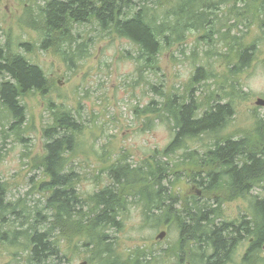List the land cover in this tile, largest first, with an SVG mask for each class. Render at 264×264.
Segmentation results:
<instances>
[{
  "label": "rangeland",
  "instance_id": "1",
  "mask_svg": "<svg viewBox=\"0 0 264 264\" xmlns=\"http://www.w3.org/2000/svg\"><path fill=\"white\" fill-rule=\"evenodd\" d=\"M42 3L41 0H0V41H9L14 51L39 65L53 82L45 98L38 93L24 97L26 123L19 132L11 129L12 118L0 105V180L7 185L9 200L26 205L18 206V212L25 216L14 223L18 230L23 222L27 227L34 209L43 204L44 194L38 188L43 174L34 162L45 152L44 130L53 121L48 109L50 102L72 109L83 124L78 136L79 147L70 165L81 177L78 188L86 198L113 184L111 169L118 163L133 168L147 162L155 166L156 155H162L174 133L171 123L159 121L157 113L142 114L149 106L161 108L162 98L151 86L162 85L160 90L167 94L182 96L191 90L192 77L202 68L204 76L192 92L201 104L200 114L205 112L208 100L215 99L219 104L232 102L233 117L216 138L203 136L190 142L186 149L157 159L168 165L167 171H160L164 180L161 185L167 187L168 200H171L166 205L175 206L173 214L186 206V202L194 201L197 190L193 185L207 176L185 162L189 158L187 154L196 152L198 157H203L212 148L214 139L240 140L243 134L255 133L258 121L264 120V106L257 105L258 101H264V28L260 24L263 17L251 13L239 20L232 15V2L219 6L214 10L217 18L210 17L214 25L185 29L184 40L164 48L157 69L153 70L140 67L134 61L137 49L130 41L108 34L99 40L97 26H77L75 32L82 40L90 37L95 42L89 43L85 58L70 70L61 56L40 48L43 36L28 23L31 17L39 22L37 7ZM233 37H238V41ZM234 42L240 44L239 49L255 46L249 66L241 70H237L235 49L238 46L232 47ZM24 44H30V49L26 50ZM153 101L157 103L152 104ZM155 182L151 180L149 186L154 187ZM196 186L202 189L200 203L204 204L205 190ZM261 194L259 189L251 192L252 196ZM249 196L246 200L220 202L217 215L224 222L240 220L244 214L252 216ZM126 208L119 216L121 227L105 230L111 247L98 245L97 239L87 235L56 236L62 257L59 264H105L103 260L113 259L116 264H177L173 258L177 251L195 248L194 244L181 240L180 224L171 219L175 215L170 209L158 211L156 215L154 211L147 217L143 206L129 203ZM5 218L4 223L0 216V233H11L15 217L7 213ZM214 224L215 220L209 227ZM162 233L163 240L157 241ZM5 237L6 240H0V264H28L32 245L22 235L7 234L0 238ZM106 250L113 252V257L106 255ZM258 254L264 256V251Z\"/></svg>",
  "mask_w": 264,
  "mask_h": 264
},
{
  "label": "trees",
  "instance_id": "2",
  "mask_svg": "<svg viewBox=\"0 0 264 264\" xmlns=\"http://www.w3.org/2000/svg\"><path fill=\"white\" fill-rule=\"evenodd\" d=\"M41 1L43 3L37 7L39 22L31 17L28 23L43 36L40 48L52 50L61 56L70 70L85 58L89 43L95 42L90 37L82 40L81 35L75 32L77 26H97L101 37L99 40L108 34L130 41L137 49L134 61L140 67L153 70L157 69L158 58L164 48H170L184 40L185 29H202L209 24L214 25L210 17L217 18L214 10L219 6L232 2V15L239 20L247 18L251 13L264 18V0ZM260 24L264 28V19H261ZM233 40L237 42L238 37H233ZM235 42L231 44L232 47L238 46L235 49L238 68L235 67L241 70L249 66L255 46L239 49L240 44ZM10 45L9 41H0V105L12 118L11 129L19 132L26 123V107L22 102L24 97L38 93L45 98L52 90L53 82L39 65L21 52L14 51ZM24 47L29 50L30 44H24ZM206 75L208 78L209 74ZM203 76L204 70L198 68L191 80V90L188 89L182 96L167 94L160 90L162 85L151 86L162 98L161 108L149 106L143 109L145 112L142 114L157 113L159 121L168 125L171 123L174 138L162 155H156L154 167L152 164L148 165V162L137 168L118 163L111 169L113 184L86 198L82 197L78 188L81 177L70 165L79 147L78 136L83 124L72 109L63 105L54 106L51 102L48 104L53 121L44 130V155L34 162L43 174V181L38 184V188L44 194V200L42 207L34 209V216L32 214V219L27 221L26 228L24 222L19 230L14 224L20 216L25 217L22 212H18V206L26 205L9 200L7 185L0 180L1 220L5 223L7 213L15 217L12 234H6L22 235L32 245L28 264H59L62 257L57 248L56 236L65 238L87 235L97 239L95 241L98 245L110 246L106 242L105 230L121 227L118 219L127 210L129 203L143 206L147 217L154 211L165 210L164 206H169L166 202L171 200H168L167 187L161 185L164 180L163 173H160L167 171L168 165L157 159L161 156L168 157L175 150L186 149L190 142L203 136L216 138L233 117L232 102L219 104L215 99L208 100L205 112L200 114L201 104L192 92ZM159 112L162 114L159 115ZM254 132L243 134L237 141L232 140V137L214 139L212 148L203 157H198L196 152L189 153L185 162H190L207 174L203 186L206 195L204 206H219L220 202L237 197L247 199L251 191L261 190V195L249 196L252 212L250 226L245 222L240 226L244 231L251 228L253 247H257L264 243V120L258 121ZM151 180L156 181L154 187L149 186ZM191 203H198V197L185 204L191 206ZM185 212L183 221H186L182 225L184 232L189 228L186 226L193 224L196 232L197 228L206 227L209 223L208 208L197 211L187 208ZM28 216L29 214L26 218ZM219 230L215 226L211 230L216 255L209 264H219L230 249L231 240H225L227 238H223ZM191 231L194 232L189 228L188 232ZM112 253L110 250L105 252L110 258L113 257ZM103 262L116 263L115 259Z\"/></svg>",
  "mask_w": 264,
  "mask_h": 264
},
{
  "label": "flooded vegetation",
  "instance_id": "3",
  "mask_svg": "<svg viewBox=\"0 0 264 264\" xmlns=\"http://www.w3.org/2000/svg\"><path fill=\"white\" fill-rule=\"evenodd\" d=\"M198 184L202 188L205 185V181H197ZM193 185V189L197 190V197H198V203L197 206H193L194 204L191 203V206H183L182 209L177 213L173 214V210L175 206H164L166 209H170L171 213L175 215L171 219L179 222L180 229H181V240L188 241L195 245V248L188 252L184 251H177L173 258L177 264H209L211 258H213L216 255V249L214 247V241L212 239L213 232L211 231L214 226L218 228L220 233H223V238H227L225 240H231L230 243V249L228 253H226L221 260L219 264H252V255L254 251H264V243H262L260 246L253 247L254 244V238L252 237V231L251 228L248 229V231H244L240 228L243 222L247 223L246 225L250 226L251 217L248 214H244L240 220H235L232 222H224L220 219L218 216L219 214V206H204L203 203H200V196L202 195V189H200L198 186ZM250 207V206H249ZM163 208V209H164ZM187 208L192 209L193 211L200 208L203 209H209V220L208 224L205 226H201L200 229H198L195 232V226L189 225L186 227L191 228V230H194V232L189 233V228L186 232L182 230V225H184L185 221H183V218L185 217ZM157 212L154 213L156 215ZM218 214V215H217ZM217 217V219H216ZM119 220V219H118ZM215 220V224L210 228L209 224L212 223V221ZM120 221V220H119ZM168 222L170 219L167 220ZM240 221L238 224L236 222ZM172 224V222H170ZM186 224H189L186 222ZM170 225V224H168ZM178 227V226H177ZM203 228V229H202ZM239 230V232L237 231ZM199 233V234H198ZM160 236V235H159ZM157 237V241H162L160 237ZM109 236L106 238L107 244L110 243L108 240ZM109 246V245H108ZM111 247V246H109ZM256 252V253H257ZM261 256V255H260ZM262 263L264 264V256H261ZM116 264V263H113Z\"/></svg>",
  "mask_w": 264,
  "mask_h": 264
},
{
  "label": "bare ground",
  "instance_id": "4",
  "mask_svg": "<svg viewBox=\"0 0 264 264\" xmlns=\"http://www.w3.org/2000/svg\"><path fill=\"white\" fill-rule=\"evenodd\" d=\"M251 192L249 193L250 195H251ZM238 200H246V199H244L242 197H237V199H233V200H230V201L227 200V201L228 202H233V201H238ZM0 234H2L3 236L7 235L6 233H0ZM5 238H3V239L0 238V240H3L4 241ZM14 241H15V243H17V238H15ZM261 263H262V258L260 256V254H258V252L257 253L256 252L253 253V255H252V264H261Z\"/></svg>",
  "mask_w": 264,
  "mask_h": 264
},
{
  "label": "water",
  "instance_id": "5",
  "mask_svg": "<svg viewBox=\"0 0 264 264\" xmlns=\"http://www.w3.org/2000/svg\"><path fill=\"white\" fill-rule=\"evenodd\" d=\"M257 105H258V106H264V101H262V100L258 101V102H257ZM164 236H165L164 233H162V234H160L159 237L162 239Z\"/></svg>",
  "mask_w": 264,
  "mask_h": 264
}]
</instances>
